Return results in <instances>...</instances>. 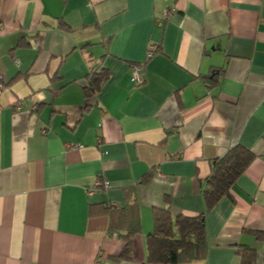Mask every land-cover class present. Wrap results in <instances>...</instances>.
<instances>
[{
	"label": "crops",
	"instance_id": "crops-1",
	"mask_svg": "<svg viewBox=\"0 0 264 264\" xmlns=\"http://www.w3.org/2000/svg\"><path fill=\"white\" fill-rule=\"evenodd\" d=\"M0 88V264H144L155 209L204 213L235 145L254 160L183 264H240L244 245L264 264V0H0ZM133 201L119 261L107 207Z\"/></svg>",
	"mask_w": 264,
	"mask_h": 264
},
{
	"label": "trees",
	"instance_id": "trees-1",
	"mask_svg": "<svg viewBox=\"0 0 264 264\" xmlns=\"http://www.w3.org/2000/svg\"><path fill=\"white\" fill-rule=\"evenodd\" d=\"M59 26L68 29L67 23L60 20ZM109 78L106 69L92 72L85 81L84 94L88 101L98 92L102 84ZM210 82V75L202 77ZM254 153L242 145H235L225 155L212 161L211 172L206 180L203 196L206 211L198 215L180 213L173 216L165 208L154 211V231L147 238L148 256L144 264H183L206 258L209 251V237L206 226L207 213L222 198L229 196L238 178L254 160ZM151 175V174H150ZM150 179H143L147 183ZM112 220L110 231H119L124 239L123 251L116 260L133 258V238L141 229L139 204L129 202L125 207H107ZM241 256L240 264H255L256 251L250 246L238 249Z\"/></svg>",
	"mask_w": 264,
	"mask_h": 264
},
{
	"label": "built area",
	"instance_id": "built-area-1",
	"mask_svg": "<svg viewBox=\"0 0 264 264\" xmlns=\"http://www.w3.org/2000/svg\"><path fill=\"white\" fill-rule=\"evenodd\" d=\"M169 15L168 13L166 15H164L165 18H167ZM162 24V23H161ZM149 57H151L153 55L152 51H150V53L148 54ZM133 69H134V74H135V77L138 81H141L142 80V76L140 74V67L135 65L133 66ZM2 92V88H0V93ZM0 204H1V198H0Z\"/></svg>",
	"mask_w": 264,
	"mask_h": 264
}]
</instances>
